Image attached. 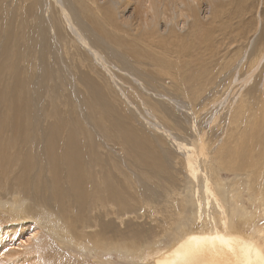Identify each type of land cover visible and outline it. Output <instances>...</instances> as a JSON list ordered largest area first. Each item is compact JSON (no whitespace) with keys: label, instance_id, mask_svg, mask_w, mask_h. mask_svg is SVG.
<instances>
[{"label":"bare ground","instance_id":"bare-ground-1","mask_svg":"<svg viewBox=\"0 0 264 264\" xmlns=\"http://www.w3.org/2000/svg\"><path fill=\"white\" fill-rule=\"evenodd\" d=\"M48 2L53 5V9L56 7L60 21L69 29L75 42L97 62L98 66L87 68L80 59L83 63L78 65L81 69H88L87 72L91 69L97 78L84 77L91 75L92 71L89 74L83 71L82 77L77 79V83L89 94L85 102V108L90 111L89 121L105 134L109 131L104 128V121L112 129V125L115 127L113 131L118 129L115 132L116 139L127 144L130 152L134 153L141 178L162 190L165 206L160 208L162 211L156 210L152 206L154 199L143 194L141 196L134 190L129 177H126L127 172L125 175V170L110 164L109 167L118 176V180H114L108 173L109 169H106L108 163L103 162L100 146L83 129L85 125L82 126L78 120H66V127L65 124L62 127L63 120H60V114L55 113L57 108L52 105L46 104L54 109L53 114H57L55 121L53 115L50 116L56 125H51L50 131H41L43 137L32 131L29 104L31 97L42 95L35 86L44 82L46 71L43 60L49 57L45 55L51 56L46 54L49 45L45 46L46 50L44 48L43 33L46 28L40 16L41 7L37 0H0V133L3 131L2 126L7 128L4 124H10L12 138L14 141L16 139V143H22V150L26 152L32 150L33 144L37 145L35 155H16L10 146L0 153V176L8 177H4L6 182L3 178L5 183L0 188V207L4 209L8 222L12 223L8 229L0 231V264H46L39 256L41 246L36 244L41 232L63 251L72 250L70 257L78 261L70 258V264H264V252L255 244V239L252 240L263 237L258 230L255 231L258 217L244 205L242 197L243 192H246L248 202L257 201L264 217V78L255 83L256 86H250L263 66L264 35L261 34L259 45L244 57L249 35L257 32L261 23L260 14L256 13L258 1ZM259 2L262 4L263 0ZM7 5L13 10L11 15L4 13L8 9ZM77 18L84 23L80 26L84 33L76 22ZM54 37L59 38L57 33H54ZM102 45L128 56L138 66L136 68L147 65L153 68L152 72L159 78L165 75L171 81L178 80L184 86L187 85L184 95L192 102L198 103L196 101L209 87L215 86L217 89L202 106L201 112L209 109L221 112L219 115L212 114L210 118V125L216 127L219 137L206 143L202 133L196 136L192 146H186L167 134L182 153L181 169L186 175L179 181L182 188L171 184L178 180H174L176 176L173 178V174H168L170 168H165L164 156L158 153L156 144L145 135L138 136L130 128L128 122L131 119L128 116L122 118L114 112L115 106L112 104L118 97L100 79L99 72L106 74L113 84L116 83L117 75L108 67L104 50L98 49ZM55 54L53 56L58 60ZM47 60L46 63H49ZM121 89L118 92L122 98H118L117 103L119 107L125 108L126 103L132 105V102ZM127 93H130L131 98L136 94L135 101L138 103L142 98L137 91L134 95L131 91ZM54 96H57V103L60 95ZM101 100L110 105L105 104L106 109H102L97 106ZM149 101L145 98L142 103H135L140 106L143 104L150 119L148 124L156 131L159 122L170 125V119L157 103H143ZM258 103L261 104L257 106ZM37 108L38 116L33 113L38 121L41 117L48 118L51 109L45 106L49 112L46 113L45 108L42 111ZM124 108L120 110L124 112ZM40 122L41 126L45 123ZM45 125L42 126L44 129ZM63 128L68 130L65 136L60 134ZM8 130L4 136H7ZM80 136L86 145L76 143L75 137ZM11 145H15V142ZM165 157L170 158V155L166 154ZM108 160L110 162V158ZM221 172L233 176L230 182L222 180ZM160 178L166 183L164 187L158 182ZM46 193L52 201L50 204L41 198ZM4 195L6 199H2ZM144 207H153L155 216L151 221L153 224L144 233L127 229L112 235L104 227H99L100 217L105 219L110 216L120 222L124 217H136L145 210ZM113 255L118 261L106 258ZM64 260L62 263L67 264Z\"/></svg>","mask_w":264,"mask_h":264},{"label":"rangeland","instance_id":"rangeland-1","mask_svg":"<svg viewBox=\"0 0 264 264\" xmlns=\"http://www.w3.org/2000/svg\"><path fill=\"white\" fill-rule=\"evenodd\" d=\"M37 1H38L39 6L41 7L40 16H41L42 21H43L44 29L46 28L45 29L46 31L44 33H45V35L47 34V36H45L44 33H43V36L45 37L44 38L45 39L44 40V44H45L44 48H45V50H46L45 46L49 45L48 46L49 49L47 47V50H46V52H48V53H46V52L45 53L46 54H51V56L50 55H45L46 57L49 56L47 58H45V56H44V58H45L43 60L44 64H45L44 71H46V72L44 73V80L43 81L45 83L44 82L42 83L43 87H42L41 84H40L41 86L40 85L35 86V88L38 89L37 91L42 92V95L41 96H37V97L36 96L31 97L32 101H31V104H29V106L31 107V113H32L30 127H31V129L34 128V129H32V131L34 133L36 132L37 134H39L38 136L43 137L42 136V132H44L46 130L50 131L51 125H54V126L56 125V123H54L53 121H55L54 118L57 117V114L58 115L60 114V120H63L62 122L60 121L62 127H64V126L66 127V125H67V123L65 122L66 120L67 121L78 120L80 122V124L82 123V126L85 125L83 127V129L87 130L88 133H90L92 135L93 140H95V142L100 146L99 150H100V153L102 155L103 162H105L106 164L108 163L107 164L108 166L106 167V169H109L108 173L110 172V174L112 175V178L114 180H118L117 179L118 176L109 167L110 164H115L119 168L123 169V171L125 170V175H126V172H127L126 177L127 176L129 177V178L128 177L127 178L131 181L132 186H133V188H134V190L136 192H139V194H141V196L143 194V196H146V197H148L150 199H154V202H153L152 206L153 207L155 206L157 208L156 210L163 209L165 204L163 203L162 190L161 189H156L155 187H153V185H154L153 183H152L153 184L152 185L151 182L144 181L141 178V176L139 174L140 173L139 171H141V170L138 167V164L136 162V157H135L134 153L130 152V149H129L127 144H125L123 142H118V140L116 139L115 132L118 131V129L113 131V129L115 127L112 125V127H113V129H112L110 127L109 123L108 122L106 123V121H104L105 123L103 122V126H105L104 128H106L107 131H109L108 134H105L103 131H100V130L96 129L94 127L93 123L89 121V112L90 111L85 108V102L87 101L89 94H86V91H84V88L80 84L77 83L79 81L77 79H80L82 77L81 73L83 71L86 74H89L92 70L90 69V71L87 72L88 69H86V68L81 69L78 65L81 64V62H82L80 59L83 60V62L86 65L87 68L88 67L93 68L95 66H98L97 62L95 60H93V58L91 57V55L87 52V50L85 48L83 49L80 44L78 45V43L75 42V38L73 37V35H71V32L69 31V29L66 28L65 25L62 24V21H60V19L58 17V14H57L56 7H54V9H53V5H51L48 2V0H37ZM256 1H258L256 13L260 14L261 23L262 24L259 23V25H258L259 27L257 28V32L249 35V38H248V40H247V42L245 44L244 57L247 56V54L249 52H251L253 49H255L257 44L259 45V39L261 37V34L264 35V33H263V31H264L263 30L264 29V0H263L262 4H261V2H259V0H256ZM7 7H8V9H7L8 11L6 10V11H4V13H6L7 15H11L13 10H12V8L10 6L7 5ZM256 15H258V14H256ZM48 19H51V20L49 21ZM55 21H57V22H55ZM76 22H77V24H79L78 26H79V28L82 31V27H80V26L84 25V23H81V20L79 18H77ZM53 24H54V26L51 28V25H53ZM60 25H61V27H60ZM260 25L262 26V28H261ZM56 27H59V28H57L58 31H60V29H62L60 31V34L58 33V31L55 32V28ZM82 32L84 33V31H82ZM54 33H57L59 38L54 37ZM68 34H70L71 36H69ZM66 35H67L68 38L65 37ZM52 41H53V44L51 43ZM88 41H89V43L91 45L93 44V43H91L92 42L91 40H88ZM54 44H56V45H54ZM76 45H78V46H76ZM79 46H80V48H78ZM93 46H96V45L93 44ZM60 49L62 51L65 50L63 52L66 53L67 55L65 56V54L62 53V51ZM98 49H101V50L103 49L104 50L103 54L105 56V60L108 63V67L110 68L111 71L114 72L115 75H117L116 76L117 79L115 80V82H116L115 84H113V82L109 79V77L106 74L102 73V72L101 73L99 72L100 79H102L107 84L108 88L111 87V90L113 92L112 94L115 95L118 98H122L121 94L118 92L119 91L118 89L122 88L124 90V95L126 97H128L131 100V102H132V105H129V104L126 103V107L125 108L123 106L119 107L118 103H117L119 99L115 98V103L112 104V106H115L114 107V112L116 113V115L118 114L122 118L124 117V115L128 116L131 119V121L129 120V122H128V123H130V128H132L134 131H136L138 136L145 135V137L147 139H149L150 141H152V142H154L156 144L157 149H158V153L160 155L164 156L163 157V160H164L163 163H165L164 164L165 168H170V169H168V174L170 176L173 174L172 177L176 176L175 178L173 177L174 180L175 181L178 180L175 183H171V184L175 185L176 187L182 188V185H181V183L179 181H180V179H183V178L186 177L185 173L181 169L182 168L181 167V165H182V153L177 150V148H176V146L174 144V141L171 138H169L167 136V134L171 135V137L175 138L176 141L181 142L182 144H184L186 146H192L194 144V142H195L196 136L200 135L202 133L204 134L203 135L204 140L205 141L207 140L206 143H209V141L219 137L220 136L219 131H217L215 126L210 125L211 115L212 114H216L218 112V110H213V109L210 110L209 109V110L204 111L203 113L201 112L202 106L213 97V94H215V91L217 89L215 88V86L209 87L206 90V92H204L201 95V97L196 101L198 103L192 102V101L189 100V97H186L184 95V90L186 89L184 87H186L187 85L184 86L183 83L181 84V82H179L178 80H177V82L171 81L165 75L164 76L166 78L162 75L163 78L161 79V77L159 78V76L156 75L155 72L154 73L152 72V71H154L153 68H151V67H149L147 65H145V66L141 65L140 66L142 70L144 69V71H142L140 68H136L137 65H134L135 63L133 64V61H131L128 56H126V55L123 56L121 52H117L116 50H113L111 47H109L107 45L106 46L102 45V47L101 48L98 47ZM71 51L74 52V53L71 54ZM110 51H112V52H110ZM116 53L118 54V56H117ZM54 54L56 55L55 57H56V59L58 58V60H55V58L53 56ZM60 54H61V56H60ZM77 54H79V55H77ZM113 54H115V56ZM58 55L60 56V58H59ZM65 57H67L68 59L67 58L65 59ZM72 57H73V59H72ZM122 57H123V59H122ZM74 58H75V60H74ZM126 58H129V59L127 60ZM47 59H49V61L51 63L50 62L46 63V62H48ZM51 59H53L54 61L51 60ZM115 60L117 61V63H116ZM52 61H53V63H52ZM120 62H122V63H120ZM124 64H125V66H124ZM262 65H263L262 68L260 69L259 73L255 76L254 82H252V84H250V86H254V85L256 86L257 82L259 80H261L262 78H264V70H263L264 69V61H263ZM143 66L145 68H142ZM78 67H79V69H78ZM148 68L151 69V70H148ZM52 70L53 71L55 70V72H53ZM145 70H146V72H145ZM58 71H59V73H58ZM92 73H93V71L90 73L91 75H86L84 77H88V78L90 77L89 79H92V78L97 79L95 76H93L94 73L93 74ZM145 73H148V74L145 75ZM151 73L154 74V75H152ZM54 74H55V76H54ZM133 74H134V76H133ZM147 75L150 76V79H149V77ZM52 76H54V77H52ZM58 76H59V79H58ZM132 76H133V79H132ZM136 76L137 77L139 76V77L136 78ZM56 77H57V79H55ZM152 77L155 78V79H153ZM49 78H50V80H49ZM134 78L137 80V82L134 80ZM151 78H152V80H151ZM60 80H62V81H60ZM145 80H147V81H145ZM161 80H164V82L161 81ZM57 81H59L60 83L58 82V84H57ZM119 81H121V82H119ZM148 81H149V84H148ZM166 81H168V82H166ZM117 82H118V85L116 86ZM54 83H55V85H54ZM120 83L121 84L123 83L124 85L123 84L121 85ZM131 83L134 86H136L137 88L134 87ZM70 84H72V85H70ZM153 84H154V86H153ZM148 85H150V86H148ZM53 86L56 87V88H54ZM70 86H72V88ZM79 87H82V88H79ZM53 88H54V91H53ZM129 90L131 91L132 95H134L136 93V91H137V93L140 94V96L142 98L140 99L139 103H142V101H144L145 98L150 99V101L147 102V103L143 102L145 105H147L149 103H152V102H155V104L157 103L156 105L170 119V121H171L170 125H168L167 123H164V122H159L160 124H158L159 126H158V130L157 131L152 127V125L150 126L148 124V122H147V121H150V119L148 117V113L146 112V109L143 108L144 107L143 104L141 106L140 105H136V104H139L137 100L135 101L136 94L134 95L133 98H131V95H129L130 93H127V92H130ZM51 91L55 92L56 95H60L59 99H57V101H58L57 103L59 105L57 103H55V101H56L55 99H56L57 96L55 97L54 96L55 94L53 95V92H51ZM43 92L45 93V97H44V93ZM117 92H118V94H117ZM46 95H47V97H46ZM67 96H69L70 98L67 97ZM161 96H163V98ZM76 97H77V99H76ZM38 100H40V101L38 102ZM108 103L109 102H107V101L105 102V101L101 100L97 106H100L102 109H106V105L105 104H108ZM35 104H37V105H35ZM46 104H48V105L50 104V105H52L53 108H57L55 110V113H57V114H55V113L53 114L54 109L52 107L46 105ZM75 104H76V106H75ZM260 104L261 103H258L257 106H259ZM109 105H110V103H109ZM109 105H107V106H109ZM152 105H154V104H152ZM37 106H38V108H37ZM45 106L48 107V110L51 109V111H49L50 115L47 114V117H48V118H46L47 120L42 118V117L40 118V121L45 122V123H43L44 125L46 124L45 125V129H44L43 128L44 127L43 124H42L43 127L41 125H39V124H41V122L38 121L37 117L36 118L34 117V114L37 113L35 108H37L38 111H42L43 108H45ZM39 108H41V110ZM120 108H124L125 111L122 112L120 110ZM45 109H46V113H49L47 111V108H45ZM57 110H58V112H57ZM59 111H60V113H59ZM33 112H35V113H33ZM129 112H130V114H129ZM72 113H73V115H71ZM67 114H69V115H67ZM111 114L112 113H109V115H111ZM219 114H221V112L217 113V115H219ZM52 115H53V117H52L53 121H51L52 118L50 117ZM35 116H38V113ZM73 116H75V117H73ZM64 117H66V118H64ZM76 117H78V118L76 119ZM128 117H126V118L129 119ZM79 119H81V120H79ZM35 120H37V121H35ZM48 121H49L50 124L48 123ZM36 122H38V123H36ZM87 122H88V124H87ZM111 124H112V122H111ZM7 125L8 124H4V126L9 129L8 133H7V136L6 135L4 136V134L7 131V128H4L3 126L1 128V130H3V131L0 133V143H1L0 144V153L2 151L7 150L8 147L10 146L9 147V148H11L10 150H12V152L14 154H16V155H21V154H25L26 155L27 153H29V154L32 153V154L35 155L36 154V150H37V145L33 144L32 145V150H26V152H25V150H22L23 149L22 143L21 142L20 143H16V139L14 141V138H12V133H11V130L9 128L10 124L8 126ZM36 125H39V127L36 126ZM41 127L43 128L42 130L40 129ZM37 128H38V130H37ZM63 129L60 131V134L63 133V135L65 136V134L68 132V130L66 131L65 130L66 128L64 130ZM194 129H195V131H193ZM165 131H167L168 133L165 132ZM37 134H35V135H37ZM64 136H63V138H64ZM1 137H3V138H1ZM5 137H7V138H5ZM80 137H75L77 139L76 143L78 145H81V146L86 145V142L82 139L83 137H81V138ZM113 137L116 139V141H115V139ZM103 138H106V140L103 139ZM78 140H79V143H78ZM13 141L15 142L16 146L15 145H11V144H14ZM36 141H37V138H36ZM82 142L83 143L85 142V144H83ZM108 143H110V144H108ZM4 145H6V146H4ZM29 151H32V152H29ZM166 154H169L170 158H166L165 157ZM103 156H105V157H103ZM33 158H35V157H33ZM109 158H110V162L108 160ZM16 162H19V161H16ZM37 165H38V162H37ZM19 168H20V165H19ZM166 172H167V170H166ZM170 172H171V174H170ZM228 174L225 173V172H221L222 180L224 182H226V183L230 182V180L233 177L232 175H228ZM4 177L0 176V188L1 189L3 188L4 183L8 179L7 176L5 177V178H7L6 180H5ZM162 177L167 178L165 175L164 176L162 175ZM3 178L5 180L4 183H3V181H4ZM108 180H110V179H108ZM108 180H107V183L109 182ZM158 182L163 187L166 184L161 178L158 180ZM135 187L138 190L135 189ZM145 193H146V195H145ZM0 194H2V193H0ZM4 196H6V195H4ZM4 196H3L2 199H6L7 198V196L6 197H4ZM242 197H243L244 205L246 207L248 206L249 210H251L258 217L257 220H256L255 231L258 230L259 231L258 233H260L263 237H255L252 240L255 239V244L257 246H260L262 248V252H264V240H263L264 239V217H263V215L260 212V210H261L260 205L255 200H254L253 203H252L253 200H250L248 202L249 198H248V195H247L246 192H243ZM41 198L46 200L47 204H50L52 202L50 197H49V195L47 193L44 196H41ZM251 204H252V206H251ZM153 207H147V208L144 207V209L146 211L145 210H144L145 212L142 211V213H140L141 215L138 214L140 217L138 215L136 217H133V216L124 217V218H122V220L120 222L118 220H115L113 217H110V216L105 218V219L99 216L100 217V219L98 221L99 227H104L105 231L111 233L112 235H114L116 233V231H121L122 232L123 230L126 231L127 229L130 230V231H143V233H144L145 232L144 230L148 229L149 226H151L153 224L151 222L155 218V216L153 215ZM0 212H1L0 213V231H5L6 229H8L11 226L12 223L8 222V219L6 218V216H4L5 214L3 213L4 209L1 208V207H0ZM258 214L260 216H258ZM7 216H9V215H7ZM236 217L237 216H235V218ZM235 221H236V219H235ZM261 232H263V233H261ZM36 244L38 246H41V250L39 251V254H40L39 256L41 257V260H42L43 263L47 264V262H48L49 264H63L62 260H64L65 258H66L65 260H66L67 264H70V262H72V260H70V258H72V257H70V254H72L71 253L72 250L70 249L71 252L63 251V249L61 247L59 248L50 239L48 240L47 236L44 233L41 232L37 236ZM31 252H32V250H31ZM73 254H75V253H73ZM29 257H32V255H30ZM110 257L106 256V258H109L112 261H118V259L116 258L115 255H113L111 257L112 259ZM72 259L74 261V259H76V258L73 257ZM65 260H64V262H65ZM90 261H92V260H90ZM88 264H92V263H88ZM93 264H97V263H93Z\"/></svg>","mask_w":264,"mask_h":264}]
</instances>
